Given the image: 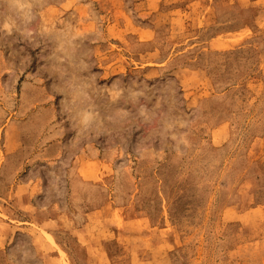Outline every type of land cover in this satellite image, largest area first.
<instances>
[{
	"label": "rangeland",
	"instance_id": "rangeland-1",
	"mask_svg": "<svg viewBox=\"0 0 264 264\" xmlns=\"http://www.w3.org/2000/svg\"><path fill=\"white\" fill-rule=\"evenodd\" d=\"M0 264H264V0H0Z\"/></svg>",
	"mask_w": 264,
	"mask_h": 264
}]
</instances>
